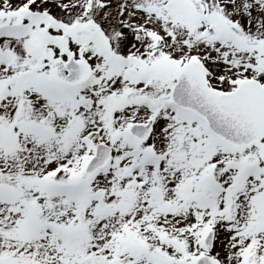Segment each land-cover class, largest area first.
Instances as JSON below:
<instances>
[{
    "label": "snow or ice",
    "instance_id": "1",
    "mask_svg": "<svg viewBox=\"0 0 264 264\" xmlns=\"http://www.w3.org/2000/svg\"><path fill=\"white\" fill-rule=\"evenodd\" d=\"M0 264H264V0H0Z\"/></svg>",
    "mask_w": 264,
    "mask_h": 264
}]
</instances>
